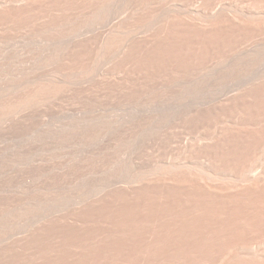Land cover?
<instances>
[{"label":"rangeland","instance_id":"374dc122","mask_svg":"<svg viewBox=\"0 0 264 264\" xmlns=\"http://www.w3.org/2000/svg\"><path fill=\"white\" fill-rule=\"evenodd\" d=\"M262 17L0 0V264H264Z\"/></svg>","mask_w":264,"mask_h":264},{"label":"bare ground","instance_id":"6f19581e","mask_svg":"<svg viewBox=\"0 0 264 264\" xmlns=\"http://www.w3.org/2000/svg\"><path fill=\"white\" fill-rule=\"evenodd\" d=\"M241 16H242V15H241ZM180 17H181V16H180ZM184 17H186V15H185ZM184 17H183V18H184ZM191 17H192V16H191ZM191 17H190V19H191ZM197 17H198V16H196V18H197ZM249 17H250V16H249ZM253 17H254V16H253ZM187 18H188V21H189V16H188ZM187 18H186V19L184 18V21L187 20ZM193 18H195V16H193ZM196 18H195V20H197ZM246 18H247V17H246ZM251 18H252V16L250 17V20H251ZM262 18H263V17H262ZM176 19H177V18H176ZM178 19H179V18H178ZM181 19H182V18H181ZM252 19H253V18H252ZM258 19L260 20V18H258ZM191 20H192V19H191ZM199 20H201V19H199ZM235 21H236V20H235ZM245 21H246V19H245ZM251 21H252V20H251ZM255 21H256V18H255ZM189 22H190V21H189ZM194 22H195V21H192L191 23H194ZM263 22H264V18H263V20H262V24H261V26L263 25ZM195 23H197V22H195ZM214 23H215V22H214ZM218 23H219V22H218ZM236 23H237V22H236ZM242 23H243V22H242ZM244 23H245V22H244ZM247 24H250V23H247ZM253 24H254V22H253ZM257 24H258V21L255 22V24H254L253 26H256V27H257ZM192 25H193V24H192ZM198 25H200L199 22H198ZM207 25H208V24H207ZM212 25H213V24H212ZM218 25H219V24H218ZM240 25H241V24H240ZM243 25H246V24H243ZM258 25H259V24H258ZM202 26H204V25L202 24ZM205 26H206V25H205ZM213 26H214V25H213ZM248 26H249V25H248ZM251 26H252V23H251ZM261 26H260V27H261ZM202 28H203V27H202ZM251 29H252V28H251ZM262 82H263V81H262ZM261 85H262V84H261ZM248 89H249V88H248ZM253 89H254V88H253ZM250 90H251V89H250ZM250 90H249V91H250ZM254 90H255V89H254ZM256 90H257V89H256ZM249 91L246 90V91H245L246 93L244 92V94L247 95V92H249ZM252 91H253V90H252ZM252 91H251V93H252ZM253 92H254V91H253ZM251 93H250V94H251ZM244 94L242 93V95H244ZM258 94H259V93H258ZM223 95H224V94H223ZM223 95L220 96L221 100H220V98H219V101H220V102L223 101V100H222V97H224ZM226 95H227V94H226ZM229 95H230V94H229ZM242 95H241V96H242ZM255 95H256V94H255ZM262 95H263V94H262ZM232 96H233V95H232ZM232 96H230V99H226V102H228L227 100H229L230 102L234 101V99L231 100V98L234 97V96H233V97H232ZM263 96H264V95H263ZM225 97H226V96H225ZM226 98H229V96L226 97ZM237 98H238V96H237ZM237 98H236V100H240V99H237ZM240 98H241V97H240ZM244 98H245V95H244V97L242 98V100H243ZM224 100H225V99H224ZM230 102H229V103H230ZM236 102H237V101H236ZM222 104H223V103H222ZM224 104H225V102H224ZM224 104H223V105H224ZM230 104H231V103H230ZM232 104H233V102H232ZM223 105H222V106H223ZM225 105H226V104H225ZM227 106H228V105H227ZM254 143H256V142H254ZM250 145H251V144H250ZM260 146H261V145H260ZM260 149L262 150V148H260ZM263 149H264V146H263ZM261 150H260V151H261ZM263 151H264V150H263ZM257 152H259V150H258ZM246 153H247V152H246ZM261 153H262V152H261ZM261 153H259V155H260ZM248 154H251V153H248ZM248 154H247V155H248ZM262 154H264V153H262ZM262 154H261V155H262ZM242 155H243V154H242ZM251 155H253L252 157H254V154H251ZM238 156H239V154H238ZM256 156H257V155H256ZM243 157H244V156H243ZM245 157H246V156H245ZM245 157H244V158H245ZM257 157H258V156H257ZM260 157H261V156H260ZM237 158H238V157H237ZM263 158H264V157H263ZM247 159H248V158H247ZM260 159H261V158H260ZM258 161H259V160H258ZM258 161H256V162H258ZM247 162H248V161H247ZM254 162H255V161H254ZM243 163H244V162H243ZM245 163H246V162H245ZM236 164H237V163H236ZM241 164H242V163H241ZM250 164H251V162H250ZM250 164H249V166H250ZM253 164H255V163H253ZM239 165H240V163H239ZM235 166H236V165H235ZM251 166H252V164H251ZM237 167H238V166H237ZM241 168H242V167H241ZM246 168H248V166H247ZM248 169H249V168H248ZM248 169H247V170H248ZM243 170H244V169H243ZM247 170L245 169V171H247ZM251 170H252V167L249 169V171H251ZM237 172H238V170H237ZM240 173H242V172H240ZM243 173H245V172L243 171ZM196 175H197V174H196ZM242 175H244L243 177L246 176L245 174H242ZM247 175H248V174H247ZM189 176H190V175H189ZM203 176H204V175H203ZM238 177H240V175H237V178H238ZM243 177L241 176V179H240L239 181L243 180ZM246 177H247L248 179H250V180H248V181H251L250 183L254 184L255 186L258 185V184H260V182H262V181H263L262 179L264 178V176H261L262 178H260L259 176H258V178H257L256 176H254V177H256V178H255V179L252 178V180H251V178H249L248 176H246ZM246 177H245V178H246ZM205 178H206V177H205ZM235 178H236V176H235ZM237 178H236V179H237ZM245 178H244V179H245ZM247 178H246V180H247ZM203 179H204V178H203ZM253 179H254V180H253ZM205 180H206V179H205ZM226 180H227V179H226ZM231 180H233V179L231 178ZM198 181H199V180H198ZM201 181H202V180H201ZM215 181H216V180H215ZM233 181H235V180H233ZM237 181H238V180H237ZM237 181H235V182L238 183V185H240V183L237 182ZM243 181H245V180H243ZM243 181L241 182V185L244 183ZM229 182L233 183V182L230 181V180H229ZM235 182H234V185H233V186H230V185H232V184H228V183H227V184H228V187H232V189H234V187H235ZM199 183H200V181H199ZM202 183H203V182H202ZM263 183H264V182H263ZM263 183H261V184H263ZM227 184H226V186H227ZM261 184H260V185H261ZM216 185H217V184H216ZM221 185H222V186H221ZM254 185H253V186H254ZM260 185H259V186H260ZM219 186H221V188H223V190H224V186H225V185H223V184H219ZM219 186H217V187H219ZM244 186H245V184H244ZM251 186H252V185H251ZM259 186H258V187H259ZM261 186H262V185H261ZM213 187H214V186H213ZM228 187H226V188H228ZM236 187H237V186H236ZM239 187H240V186H239ZM242 187H243V185H242ZM256 187H257V186H256ZM203 188H204V187H203ZM237 188H238V187H237ZM250 188H251V187H250ZM251 189H252V188H251ZM255 189H256V188H255ZM227 190H229V189H227ZM261 190H262V189H261ZM219 191H220V190H219ZM225 192L227 193V191H225ZM228 193H229V192H228ZM240 193H241V192H240ZM230 194H231V193H230ZM237 195H238V194H237ZM218 196H219V195H218ZM218 199H219V198H218ZM55 250H56V249H55Z\"/></svg>","mask_w":264,"mask_h":264}]
</instances>
